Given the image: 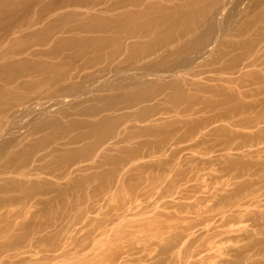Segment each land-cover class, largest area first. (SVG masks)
<instances>
[{
	"label": "bare ground",
	"instance_id": "6f19581e",
	"mask_svg": "<svg viewBox=\"0 0 264 264\" xmlns=\"http://www.w3.org/2000/svg\"><path fill=\"white\" fill-rule=\"evenodd\" d=\"M248 69L264 76V0H0V264L30 255V227L35 236L63 219L64 209L77 212L93 197L92 188L85 190L90 185L101 180V188L116 187L118 171L129 165L130 155L125 156H144L138 139L155 133L156 116L190 117L200 94L234 101L238 74ZM149 122L156 124H135ZM132 141L137 147L129 149ZM194 145L185 147L190 152ZM219 177L211 180L215 186ZM202 188L207 181L197 191ZM219 193L195 200L201 219L176 231L174 248L195 228H210L214 218L225 217L215 203ZM209 200L214 204H204ZM105 213L104 218L110 211ZM30 216L40 221L30 222ZM80 240L71 238L61 247L73 250ZM35 241L38 252L62 250ZM114 255L108 264L118 258ZM43 259L31 261H52Z\"/></svg>",
	"mask_w": 264,
	"mask_h": 264
},
{
	"label": "rangeland",
	"instance_id": "374dc122",
	"mask_svg": "<svg viewBox=\"0 0 264 264\" xmlns=\"http://www.w3.org/2000/svg\"><path fill=\"white\" fill-rule=\"evenodd\" d=\"M251 70H243L238 74L242 75L240 77L242 88L240 85L241 89L235 87V91L232 90L235 95L237 94L236 99H238L237 101L235 98L232 99L233 103L229 102L230 98L226 96L217 97L216 95L215 97V94H200L197 102H193L195 107L192 108L195 113L192 110L190 117L175 114L174 116L172 114L173 117L156 116L154 119L158 121V127L155 128V133H157L153 132V136L139 137L138 140L141 139L144 144L142 147L145 146L143 151H140L144 156L140 154L141 157L138 154V157L136 154L125 156L130 155L129 159L126 158L129 165L122 171H120L122 168L118 171L120 175L117 174L118 177L114 179V184L116 183L117 186H112L113 189L112 187L106 188L108 191L104 187L101 188L99 185L101 180H99L85 189L89 193L92 188L93 197L89 198L88 203L80 204L77 212H69L68 208L64 209L67 216L55 222L54 227L37 233L35 236L30 227V255L18 256L17 260L14 259L16 263L13 264H24V261L25 264H37L40 259L45 261L43 258L52 261L42 264H108L107 259L110 255L113 253L118 255L120 252L123 257L120 259L121 254L118 255V258L111 264L115 262V264H264V89L262 88L264 86L262 77L264 76L255 74L254 76ZM209 77L212 78L214 75H205V78ZM261 78L263 85L260 83ZM229 86L233 88V85ZM256 89L261 93L254 91ZM242 93H244V98ZM205 97L209 99L206 100ZM223 98L227 99L223 102L226 105L215 103ZM210 101L214 107H211ZM232 105H234L233 108H231ZM184 106V104L179 105V108L182 109ZM222 109L227 113L225 114ZM221 113L227 115H223L227 121L221 118ZM177 121L186 123L184 122V125L181 124L183 122L178 123ZM207 121L209 123H205ZM135 124L136 127H152L156 123ZM191 124H194L192 128ZM181 137L184 141L178 142ZM160 139L165 140L159 141ZM145 142L148 143L145 144ZM195 142L199 144L194 145ZM191 145L196 147L195 149L193 147L195 151L189 149L190 153L185 146ZM127 147L134 149L137 145L135 141H132ZM155 148L156 150L150 152ZM178 151L182 152L177 156ZM213 177L214 179L219 177L221 184L215 186L216 184L211 181ZM206 181L207 188H202L198 192L197 189ZM120 184L123 187L121 185L118 188ZM94 185L100 186L96 188L98 193L95 188L93 189ZM100 188L105 191H100ZM216 190L217 193L220 191V197H216L218 200L215 199L216 202H214L224 208L227 212L224 214L226 218H214L210 228H204V226L195 228L192 235L185 237L180 246L174 248L176 231L184 228L188 222H197L201 219L203 211H200L201 208L195 200L213 199ZM129 198L135 199H133L134 206ZM125 201L131 204H126L128 208H131L128 209L125 206ZM214 202L209 200L204 204L212 205ZM121 203L127 211L125 207H123L124 210L121 209L123 206ZM234 204L238 206L233 208ZM108 205L111 207L114 205L115 209L107 208ZM119 205L121 211H116ZM31 207L30 211L33 212L35 208ZM39 207L41 206L36 208L40 209ZM106 209L110 213L104 218L105 212L108 211ZM229 209L232 211H228ZM103 213H105L104 216ZM91 220L97 221L100 227ZM37 221L40 220L35 221L30 216V222L37 223ZM91 222L96 227L92 225L93 228L91 226L88 228L85 225L89 226ZM137 222H140L142 227L137 224L139 228L136 225ZM100 224L104 226L103 229ZM84 225L90 230L85 229ZM91 228L95 229L94 233ZM76 230H80L79 235ZM74 237H80L81 243H74L77 246L73 250L68 248L67 253L68 249H65L66 247L63 249V247L69 242L68 240ZM31 238L49 242L51 245L54 243V248H62L67 254L63 255L62 250L48 254L38 252L32 246L36 241ZM43 242L41 244H44ZM35 259L38 260L31 261Z\"/></svg>",
	"mask_w": 264,
	"mask_h": 264
}]
</instances>
